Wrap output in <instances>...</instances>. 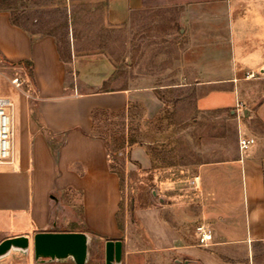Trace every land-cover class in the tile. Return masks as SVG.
Returning <instances> with one entry per match:
<instances>
[{"label":"crops","instance_id":"obj_1","mask_svg":"<svg viewBox=\"0 0 264 264\" xmlns=\"http://www.w3.org/2000/svg\"><path fill=\"white\" fill-rule=\"evenodd\" d=\"M149 1L65 0L67 7L102 4L103 18L113 26L129 22ZM161 2L184 6L186 34L209 53L195 65L197 89H208L195 111L219 115L232 127L230 150L222 149L226 137L217 125L201 131L195 123L193 161L160 163L149 148L155 142H138L131 123L128 170L150 176L161 197L157 206L137 211L145 235L127 237L119 221L122 180L111 169L109 144L95 134L92 115L125 113L129 123L138 115L150 123L163 112V101L155 88L105 89L120 82L106 56L66 55L53 34L15 25L13 10L2 8L0 58L3 68L20 75L21 87L11 85L10 94L0 89L13 103L14 126L12 164L0 165V243L17 236L32 240L39 232L86 233L104 252L106 242L121 241L122 264H250L254 245L264 243V92L256 100L259 93L251 89L264 84V0ZM69 66L74 82L67 79ZM240 136L256 141L244 154ZM69 225L76 228H64ZM199 226L214 235L207 246L199 244Z\"/></svg>","mask_w":264,"mask_h":264},{"label":"rangeland","instance_id":"obj_2","mask_svg":"<svg viewBox=\"0 0 264 264\" xmlns=\"http://www.w3.org/2000/svg\"><path fill=\"white\" fill-rule=\"evenodd\" d=\"M6 7L13 10L16 21L31 33L53 34L66 55H72L73 51L76 55L89 58L106 56L113 64L114 75L120 82L107 84L105 89H156L164 108L155 121L144 123L138 115L137 119H130L129 123L125 113L116 116L105 114L97 119L94 131L107 140L111 165L122 180L120 225L127 237H143L144 228L135 221L137 211L160 204L161 190L142 170L132 173L128 170L125 137L131 123L132 129L138 132L133 133V136L139 137L138 142L145 144L146 139L155 142L149 148L160 163L161 158H173L171 161L175 162L193 161L194 138L199 129H195V123L202 126L201 131L209 124L217 125V131L226 137L222 149L229 151L231 148L232 127L227 126L219 115H199L195 111L198 96L208 90L197 89L195 79L199 69L195 65L209 53L200 51V44L195 45V38L186 34L185 24L180 18L184 6L151 0L143 11L120 26L105 22L100 3L74 2L71 7H67L65 0H0V9ZM3 64L0 58V89L10 94L12 78L20 79V75L16 71L6 70ZM68 73V81L74 82L75 72L70 66ZM251 89L259 93L255 96L257 100L260 93L264 92V84H255ZM146 126H149L148 132ZM64 206L67 210L70 208L66 204ZM75 206V214L79 216L77 202ZM68 215L69 212L65 211V216ZM64 228L73 229L76 226ZM251 255L250 264H264V243L254 245ZM5 264L26 263L10 260ZM91 264H105L104 245L97 249L92 244Z\"/></svg>","mask_w":264,"mask_h":264},{"label":"water","instance_id":"obj_3","mask_svg":"<svg viewBox=\"0 0 264 264\" xmlns=\"http://www.w3.org/2000/svg\"><path fill=\"white\" fill-rule=\"evenodd\" d=\"M91 236L86 233L39 232L31 240L26 236L7 238L0 243V264H91ZM31 251L33 255H31ZM123 243L108 241L105 264H122Z\"/></svg>","mask_w":264,"mask_h":264},{"label":"built area","instance_id":"obj_4","mask_svg":"<svg viewBox=\"0 0 264 264\" xmlns=\"http://www.w3.org/2000/svg\"><path fill=\"white\" fill-rule=\"evenodd\" d=\"M16 88L21 87V81L15 78L11 81ZM13 103L0 96V165L12 164L14 153V126L12 118ZM256 143L253 138L239 137L238 146L241 154L247 152ZM199 244L207 246L214 239L213 233L204 226L197 228Z\"/></svg>","mask_w":264,"mask_h":264},{"label":"trees","instance_id":"obj_5","mask_svg":"<svg viewBox=\"0 0 264 264\" xmlns=\"http://www.w3.org/2000/svg\"><path fill=\"white\" fill-rule=\"evenodd\" d=\"M12 21H13V23H14L15 25H18V22L14 19V17H12ZM61 58H62V59L65 58L64 54H62V53H61ZM99 114H101L100 111H95V112H93L92 117H93V121L95 122V124H96L97 117L99 116ZM95 129H96V125H95V127H94V131H95ZM132 144H133V141H132V140H129V145L131 146ZM111 169L114 170V167H113L112 165H111Z\"/></svg>","mask_w":264,"mask_h":264}]
</instances>
